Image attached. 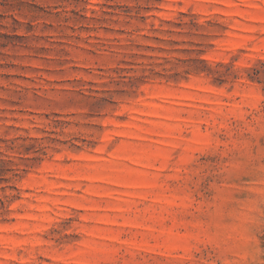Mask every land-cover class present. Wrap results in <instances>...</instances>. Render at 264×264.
<instances>
[{"label": "rangeland", "instance_id": "374dc122", "mask_svg": "<svg viewBox=\"0 0 264 264\" xmlns=\"http://www.w3.org/2000/svg\"><path fill=\"white\" fill-rule=\"evenodd\" d=\"M0 264H264V0H0Z\"/></svg>", "mask_w": 264, "mask_h": 264}]
</instances>
